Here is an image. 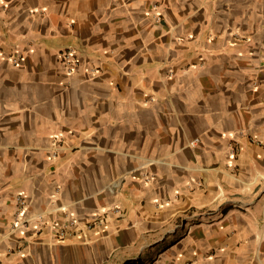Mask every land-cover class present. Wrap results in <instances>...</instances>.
Returning <instances> with one entry per match:
<instances>
[{
  "label": "crops",
  "instance_id": "0c3cea01",
  "mask_svg": "<svg viewBox=\"0 0 264 264\" xmlns=\"http://www.w3.org/2000/svg\"><path fill=\"white\" fill-rule=\"evenodd\" d=\"M0 264H264V0H0Z\"/></svg>",
  "mask_w": 264,
  "mask_h": 264
},
{
  "label": "built area",
  "instance_id": "2783aa9c",
  "mask_svg": "<svg viewBox=\"0 0 264 264\" xmlns=\"http://www.w3.org/2000/svg\"><path fill=\"white\" fill-rule=\"evenodd\" d=\"M59 56L65 72L67 74L75 73L81 63L78 49L71 46L63 48L62 50H60ZM17 201H18V209L16 212V219L14 222V226L15 228L28 229L31 225L30 220L27 218H23V214L28 207V200L24 195L19 194L17 196ZM117 210L119 211V209ZM103 221L104 218L100 215H97L93 220V222L86 223V227L91 228L93 223L102 224ZM78 225H79V221L70 215L63 222H54L51 228L55 232L56 236L62 239L71 229L78 227ZM43 226H44V219L42 217H39L38 223L35 225L34 229L38 233H41Z\"/></svg>",
  "mask_w": 264,
  "mask_h": 264
}]
</instances>
